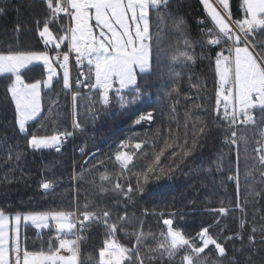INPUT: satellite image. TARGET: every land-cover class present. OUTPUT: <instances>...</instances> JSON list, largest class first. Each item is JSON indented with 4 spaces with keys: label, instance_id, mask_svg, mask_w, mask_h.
Here are the masks:
<instances>
[{
    "label": "trees",
    "instance_id": "obj_1",
    "mask_svg": "<svg viewBox=\"0 0 264 264\" xmlns=\"http://www.w3.org/2000/svg\"><path fill=\"white\" fill-rule=\"evenodd\" d=\"M241 4L242 0H231L236 20L244 16L238 10ZM157 11L150 9L152 68L137 76L142 94L138 100L129 89L121 94L125 96L122 104L113 91L109 104L104 105L98 91L84 86L89 81L77 88V78L84 79L81 68L73 70L72 91L64 90L58 68L52 88L42 91L41 115L28 124L27 134H22L15 104L7 92L13 77L0 76V211L10 218L34 212H74V222L83 219L85 212L98 215L99 220L86 222L85 230L78 231L80 264H100L99 252L110 235L103 211L109 212V224L116 225L115 240L126 248L135 247L144 264H185L183 256L190 251L186 247L171 257L156 254L158 238L167 229L163 219L170 217L173 228L197 246L199 231L211 225L209 234L225 246L226 254L219 256L210 245L200 254L202 264H264V165L258 163L255 152L258 141L264 140L260 135L264 123L247 128L240 125L235 129L237 143L226 142L232 129L216 115L215 56L222 44L207 43L208 35L199 23L205 16L201 0H169L160 17ZM164 13L168 19L162 18ZM49 19L45 0H0V47L39 40L38 32ZM173 19L183 20V33L177 31ZM69 20L61 13L49 28L54 35H62L61 24L67 28ZM67 50L65 42L60 51ZM49 53L55 54L52 50ZM183 53L192 60L184 59ZM82 70L87 72L86 62ZM21 76L26 83H35L46 78V71L42 64L31 65ZM75 92L80 93L75 102L79 129L72 124ZM148 112L153 113L150 122L134 123ZM201 128L205 132H200ZM64 131H72L73 136L60 152L35 151L28 146L32 135ZM193 139L196 148L183 156ZM124 141L134 145L128 150L132 159L127 168L115 159ZM166 143L172 147L166 148ZM136 144H141L139 150ZM161 150L164 154L156 172L148 173ZM170 165L174 171H168ZM161 167L164 173H160ZM145 174L149 176L147 184ZM157 174L160 179L154 178ZM230 176L237 177L239 198L237 180H230ZM44 182L51 185L47 192L41 188ZM129 186L133 193L123 194ZM221 207L228 210L226 215L211 211ZM49 223L47 229L22 226V246L29 251H46L51 241L58 247V233L53 222ZM249 236L254 237V245Z\"/></svg>",
    "mask_w": 264,
    "mask_h": 264
},
{
    "label": "snow or ice",
    "instance_id": "obj_2",
    "mask_svg": "<svg viewBox=\"0 0 264 264\" xmlns=\"http://www.w3.org/2000/svg\"><path fill=\"white\" fill-rule=\"evenodd\" d=\"M50 10V19L45 21L38 35L44 45L43 51H13L7 54L0 53V75L10 74L13 77L7 86V92L15 104L16 123L22 134H27V124L35 120L42 111L41 93L44 89H51L53 81L58 77L57 65L62 69V87L64 90L72 91L69 71V52L75 54L76 65L81 68L80 77L77 78V88L89 81L86 88L98 91L104 105L110 102L109 93L115 92L123 104L125 96L121 95L125 90H131L133 99L141 97V91L137 85L138 74H147L152 68L153 45L150 33V9H156L157 16H161L162 6H167L169 0H45ZM207 15L215 26L216 33L207 43L209 45H221L226 47L217 51L215 56L216 83V115L224 120L229 129L231 139L226 141L232 145L237 143V132L239 125L246 128L249 125L264 123V0H242L241 9L245 13L243 19L233 20L230 10V0H201ZM63 13L69 17L72 26L65 28L61 24L62 35H54L49 28V23ZM163 19H168L167 13ZM94 20L95 25L90 21ZM172 24L180 33L184 32L183 20H172ZM259 31V38L258 31ZM19 31V28L17 29ZM67 42L68 51L61 52L62 45ZM158 47V46H157ZM257 47L260 48L257 51ZM49 50L54 51L50 55ZM184 59L192 60L187 53L182 54ZM177 58L174 56L172 60ZM87 64V72H84L83 65ZM42 64L46 71V79L38 80L35 83H26L21 76L24 69L31 65ZM117 86V87H114ZM79 92L72 95L73 100V128L79 129L80 123L76 120L75 102ZM222 109V112H221ZM153 113L141 114L134 123L151 121ZM200 132H205L201 128ZM227 135V133H226ZM264 137V130L260 131ZM73 136L72 131H64L50 136L32 135L28 140V146L38 151L40 149H55L61 151L62 145L68 138ZM243 137H241L242 139ZM187 143V141H185ZM247 143V141H245ZM196 139L192 140L188 151L183 156L190 154L196 148ZM260 145L255 149L258 163L264 165V140L258 141ZM121 148L126 147L121 144ZM166 148L172 144L166 143ZM139 150L141 144H136ZM163 150L155 156V164L149 166L148 173H155L159 165ZM175 155V154H174ZM115 159L122 168H127L131 161L128 153L118 151ZM171 165L168 171H174ZM160 173L164 169L160 168ZM264 175V173H262ZM155 179H160L159 174ZM230 180H237L236 176H230ZM149 176L144 175V183L147 184ZM51 185L48 182L41 184L46 192ZM117 188L121 185L117 184ZM139 187V186H138ZM142 191V188L140 189ZM133 193V188L128 187L125 195ZM261 193H256L260 195ZM131 198V197H130ZM237 198H239V183L237 180ZM240 208V204L236 205ZM243 212V208L240 209ZM219 212L221 216L226 215V208L212 209ZM103 223L109 229V238L105 240L104 247L99 252L100 264H144V259L135 248H126L120 245L114 238L116 225L109 224V212L103 211ZM74 212L46 211L34 212L23 216L17 214L11 219L0 211V264H77L79 251L78 242L81 236L73 232L76 222L71 218ZM100 217L93 213H83V220L79 221L81 228L85 230L86 222L97 221ZM49 221L53 222L58 235V247L51 241L48 242L47 250L29 251L22 246L21 232L23 226L31 224L36 229L49 228ZM173 218L163 219V224L168 230L165 242H161L159 248L171 257L180 248L190 249L188 254L183 256L185 264H202L200 254L204 253L210 245L215 247L219 256L226 254L225 246L218 242L217 238L209 234V227L202 228L198 233L200 246L186 238L181 231L173 228ZM243 228V224H241ZM256 229H253L255 232ZM68 234L75 236V239L66 238ZM163 235V234H162ZM232 239V237H228ZM140 237L137 236L139 243ZM250 244H255L254 237L249 236ZM61 249L71 255L60 254ZM106 253L108 254L106 258Z\"/></svg>",
    "mask_w": 264,
    "mask_h": 264
},
{
    "label": "rangeland",
    "instance_id": "obj_3",
    "mask_svg": "<svg viewBox=\"0 0 264 264\" xmlns=\"http://www.w3.org/2000/svg\"><path fill=\"white\" fill-rule=\"evenodd\" d=\"M203 5V4H202ZM230 5H231V0H230ZM203 8H204V6H203ZM204 12H206V10H205V8H204ZM207 13V12H206ZM149 20H150V15H149ZM90 23L91 24H93V25H95V21L94 20H92V21H90ZM70 26H72V22H71V19L69 20V23H68V27H70ZM10 50H13V51H43L44 50V45H43V43L40 41V39L39 40H37V41H33V40H27V41H23V42H20L19 44H17L15 47H6V46H4V47H0V53H4V54H7V52L8 51H10ZM70 66H71V68H70ZM59 67V66H58ZM58 67H57V71L59 72V69H58ZM69 69H70V72L72 73V75H73V70H74V65H69ZM25 70V69H24ZM23 71V70H22ZM1 76V75H0ZM46 79V78H45ZM43 85H42V91H43ZM41 96H42V93H41ZM41 105H42V100H41ZM41 113H42V111H41ZM41 113H40V115H41ZM39 117V116H38ZM31 121H29L28 122V124L30 123ZM28 124H27V126H28ZM26 126V127H27ZM239 127V126H238ZM127 153V152H126ZM129 155H130V157H131V159H132V154H130V153H128ZM118 162V161H117ZM119 163V162H118ZM120 164V163H119ZM9 219H11L10 217H9ZM50 224V223H49ZM53 224V226L55 227V225H54V223H52ZM22 226H23V223H22ZM56 229V228H55ZM167 230H168V228L166 229V230H164V232H163V235H161L158 239H159V242H158V245H160V243L161 242H165V236H166V233H167ZM79 231V227H78V225H77V222H76V227L73 229V232L74 233H79L78 232ZM58 235H64L63 233H58ZM66 238H69V239H75V236H73L72 234H68L67 235V237ZM62 250V249H61ZM154 251V249H152V251L151 252H153ZM163 250H161V249H156V254H157V256L158 257H161V258H163L164 256H168L166 253L163 255V256H161V252H162ZM179 252V250L178 251H176V253H178ZM190 252V251H189ZM188 252V253H189ZM175 253V254H176ZM154 254V253H153ZM175 254L173 255V256H175Z\"/></svg>",
    "mask_w": 264,
    "mask_h": 264
},
{
    "label": "built area",
    "instance_id": "obj_4",
    "mask_svg": "<svg viewBox=\"0 0 264 264\" xmlns=\"http://www.w3.org/2000/svg\"><path fill=\"white\" fill-rule=\"evenodd\" d=\"M240 11H242L241 7H239ZM199 23H201L205 29H206V33L208 35V40L212 39L214 37V34L216 33V30L213 26H211V24L209 23L208 19L206 17H201L199 20ZM213 46V45H210ZM226 47V45H224L223 47H221L219 50H221L222 48ZM69 61L72 64H76V58H75V54L70 56Z\"/></svg>",
    "mask_w": 264,
    "mask_h": 264
},
{
    "label": "crops",
    "instance_id": "obj_5",
    "mask_svg": "<svg viewBox=\"0 0 264 264\" xmlns=\"http://www.w3.org/2000/svg\"><path fill=\"white\" fill-rule=\"evenodd\" d=\"M230 10H231V12H232V14H233V10H232V8H231V5H230ZM203 11H204V8H203ZM205 15H206V17L209 19V21L212 23V21H211V18L207 15V13L205 12ZM244 16H245V14H244ZM244 16H243V18H244ZM233 18V17H232ZM242 18V19H243ZM234 19V18H233ZM235 20V19H234ZM214 25V24H213ZM33 41H36V40H33ZM20 42H23V40L22 41H20ZM19 42V43H20ZM60 254L61 255H71L69 252H67V251H64L63 249L60 251ZM78 257H79V254H78ZM77 257V264H80V260H79V258ZM106 258H107V253H106ZM13 264H14V261H13Z\"/></svg>",
    "mask_w": 264,
    "mask_h": 264
},
{
    "label": "bare ground",
    "instance_id": "obj_6",
    "mask_svg": "<svg viewBox=\"0 0 264 264\" xmlns=\"http://www.w3.org/2000/svg\"><path fill=\"white\" fill-rule=\"evenodd\" d=\"M107 256H108V254H107Z\"/></svg>",
    "mask_w": 264,
    "mask_h": 264
}]
</instances>
